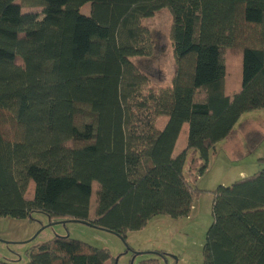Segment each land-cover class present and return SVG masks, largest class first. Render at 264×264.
Masks as SVG:
<instances>
[{"label":"trees","instance_id":"obj_1","mask_svg":"<svg viewBox=\"0 0 264 264\" xmlns=\"http://www.w3.org/2000/svg\"><path fill=\"white\" fill-rule=\"evenodd\" d=\"M162 10L173 73L157 87L130 59L152 56L143 21ZM256 110L264 0H0V217L39 213L123 241L155 217H187L203 192L186 179L188 155L202 177L217 145L240 135L232 158H244L264 141L252 121L239 123ZM211 195L202 264H264V168ZM29 258L114 264L68 237Z\"/></svg>","mask_w":264,"mask_h":264},{"label":"rangeland","instance_id":"obj_2","mask_svg":"<svg viewBox=\"0 0 264 264\" xmlns=\"http://www.w3.org/2000/svg\"><path fill=\"white\" fill-rule=\"evenodd\" d=\"M88 8L89 5H86L82 13L87 14ZM171 22V16L166 10L143 21V25H146L153 35L154 52L148 58L130 59L138 71L148 78L149 83L157 87L169 86L172 78L173 56L169 39ZM252 118L264 121V110L245 113L239 123L251 121ZM225 145H217L218 155L210 156L208 169L202 177L198 175L196 167L191 171L190 166L191 157L198 159V154L188 155L184 168L186 179L193 189L203 192L194 197L187 217H155L143 229L128 232L125 241L112 233L80 222H49L39 213L27 219L0 217V261L27 264L32 248L54 237H68L107 251L114 264H140L153 258V254H159L154 258L158 264H202L205 235L212 222L211 192L220 185L219 178L224 174L221 166L223 167L226 163L224 161L230 158V147ZM254 150L245 157L246 162L261 158V154H264V142ZM239 169L234 168V172L230 174L231 178H235L234 175ZM137 253L140 254L136 255Z\"/></svg>","mask_w":264,"mask_h":264},{"label":"crops","instance_id":"obj_3","mask_svg":"<svg viewBox=\"0 0 264 264\" xmlns=\"http://www.w3.org/2000/svg\"><path fill=\"white\" fill-rule=\"evenodd\" d=\"M251 121L259 130L264 132V121H260V120H257L255 118H252ZM262 142H264V141H262ZM261 143L255 148V150L257 148H259ZM224 144H226L225 146L230 147V150L228 153L230 158L227 159V161H224L226 163L224 164L223 167L221 166L222 172L224 174L219 178L220 185L227 186L228 184H232L233 182L237 181L236 179L239 180L242 178H246L248 176L253 175L257 171H259L261 168H264V154H261L262 155L261 158L252 159L249 162H246L244 159L250 152L242 159L233 160L232 155L234 154V150H236L235 148L236 147H241V148L245 147L244 140H243L242 136L238 135L237 142L226 141V142H224ZM217 153L218 152L216 151V153H215L216 156L218 155ZM259 160H262V161L259 162ZM236 167H238L240 169L236 171V174L234 175L235 178H231L230 174L232 172H234V168H236ZM106 264H110V262H107Z\"/></svg>","mask_w":264,"mask_h":264}]
</instances>
